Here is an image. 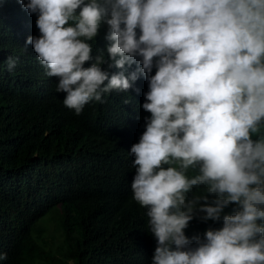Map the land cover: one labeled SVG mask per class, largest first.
Returning a JSON list of instances; mask_svg holds the SVG:
<instances>
[{
    "label": "clouds",
    "instance_id": "1",
    "mask_svg": "<svg viewBox=\"0 0 264 264\" xmlns=\"http://www.w3.org/2000/svg\"><path fill=\"white\" fill-rule=\"evenodd\" d=\"M17 3L40 33L23 51L32 46L76 115L147 81L150 117L129 155L151 264H264V0ZM6 63L12 72L17 59ZM194 219L222 226L189 238Z\"/></svg>",
    "mask_w": 264,
    "mask_h": 264
},
{
    "label": "trees",
    "instance_id": "2",
    "mask_svg": "<svg viewBox=\"0 0 264 264\" xmlns=\"http://www.w3.org/2000/svg\"><path fill=\"white\" fill-rule=\"evenodd\" d=\"M36 19L17 0H0V264H151L156 240L132 199L129 155L150 117L141 107L147 81L76 115L32 46L23 51L40 34ZM104 34L95 47L105 48ZM221 226L194 219L185 234Z\"/></svg>",
    "mask_w": 264,
    "mask_h": 264
}]
</instances>
